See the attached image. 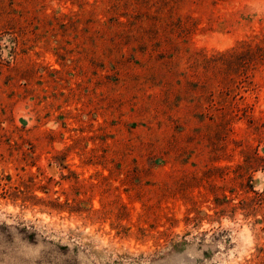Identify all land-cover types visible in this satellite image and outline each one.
I'll use <instances>...</instances> for the list:
<instances>
[{
  "label": "rangeland",
  "instance_id": "1",
  "mask_svg": "<svg viewBox=\"0 0 264 264\" xmlns=\"http://www.w3.org/2000/svg\"><path fill=\"white\" fill-rule=\"evenodd\" d=\"M0 264H264V0H0Z\"/></svg>",
  "mask_w": 264,
  "mask_h": 264
}]
</instances>
